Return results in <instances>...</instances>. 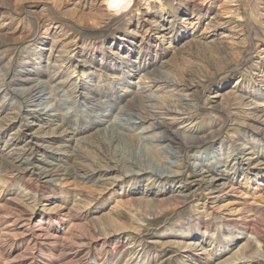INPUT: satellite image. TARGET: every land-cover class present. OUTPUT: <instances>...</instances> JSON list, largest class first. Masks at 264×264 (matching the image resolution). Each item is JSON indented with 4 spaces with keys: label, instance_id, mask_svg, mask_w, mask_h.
Segmentation results:
<instances>
[{
    "label": "rangeland",
    "instance_id": "374dc122",
    "mask_svg": "<svg viewBox=\"0 0 264 264\" xmlns=\"http://www.w3.org/2000/svg\"><path fill=\"white\" fill-rule=\"evenodd\" d=\"M131 5L0 0V264H264V0Z\"/></svg>",
    "mask_w": 264,
    "mask_h": 264
},
{
    "label": "bare ground",
    "instance_id": "6f19581e",
    "mask_svg": "<svg viewBox=\"0 0 264 264\" xmlns=\"http://www.w3.org/2000/svg\"><path fill=\"white\" fill-rule=\"evenodd\" d=\"M133 0H106V3H107V5L109 6V7H111V8H113V10L114 11H116V12H121V11H124V10H128L129 8H130V6H132L131 5V2H132ZM140 1H146V0H140ZM63 65V64H62ZM73 72V71H72ZM148 72V71H147ZM146 73V72H145ZM157 73V72H156ZM159 73V72H158ZM157 73V75H159ZM127 74V73H126ZM143 75V74H142ZM156 75V76H157ZM168 74H166V75H164V76H167ZM155 76V78H152V79H154V80H152L153 81V83L154 82H159V84H157L156 86L157 87H155L154 88V90L153 91H158V90H160V89H163V87L162 86H164V85H171L170 84V82L168 81V79H164L163 77H156ZM145 78H146V75L144 76ZM168 77H170L169 75H168ZM167 78V77H166ZM151 79V78H150ZM145 80V79H144ZM143 80V81H144ZM38 82V81H37ZM128 82V81H127ZM151 82V81H150ZM171 82H172V80H171ZM165 86V87H166ZM175 86V85H174ZM173 86V87H174ZM39 88V87H38ZM141 88V87H140ZM140 88L138 89V90H140ZM168 88V87H167ZM171 88V87H170ZM36 90V89H35ZM45 89L44 88H41V90H40V92H42V91H44ZM130 90V89H129ZM144 90L145 89H141L140 91H138L134 96H133V98H132V104H131V106H134L135 104L136 105H143L144 104V106H145V108L146 107H148V108H159L160 109V111L161 112H159V114L161 115V114H163L164 116H166V115H172V120H174V119H176L178 116H177V114H176V112H173V111H169L168 109H165L164 107H162V106H158L157 104H159V103H157L156 104V97L157 96H155L153 93L154 92H151L150 94H143L144 93ZM124 91L126 92L127 91V89H124ZM130 92V91H129ZM132 93V92H131ZM181 93V92H180ZM133 94V93H132ZM170 94H171V92H170ZM20 95H21V93H20ZM23 95V94H22ZM35 95V94H34ZM32 96L31 98H34L35 96ZM42 95V94H41ZM45 95V94H44ZM173 96L174 95H177L178 97H179V100H183L184 101V99H183V96H181L180 94H172ZM130 96V95H129ZM24 97H25V95H24ZM37 97V99L36 100H39V101H42L43 100V96H36ZM35 97V98H36ZM28 98V97H27ZM45 99V98H44ZM155 100V101H154ZM163 100H165V99H163ZM27 102H28V100H26ZM47 101V100H46ZM45 101V102H46ZM67 101H69V100H64V102H67ZM34 102V101H33ZM63 102V103H64ZM164 102V101H163ZM187 102H189V101H187ZM42 103H43V101H42ZM63 103H62V105H63ZM181 103V102H180ZM45 105L46 104H48V103H44ZM168 105V104H167ZM166 105V106H167ZM164 106V105H163ZM176 107V106H175ZM45 108V107H44ZM134 108V107H133ZM148 108H147V110H148ZM169 108V107H168ZM173 108V107H172ZM178 108V107H177ZM176 108V109H177ZM149 109V110H150ZM151 109V110H152ZM174 109V108H173ZM176 109H175V111H176ZM148 110V111H149ZM157 109H155V111H156ZM154 111V112H155ZM163 111V112H162ZM134 112V111H133ZM169 112H173L174 114H170ZM178 112H179V110H178ZM126 113V112H125ZM180 113V112H179ZM262 113V112H261ZM149 114V113H148ZM182 114V113H181ZM133 115V114H132ZM259 115V114H258ZM164 116H162V117H164ZM264 116V115H263ZM134 117V116H133ZM155 117V116H154ZM160 117V116H159ZM262 117V116H261ZM260 117V118H261ZM146 118V117H145ZM166 118V117H165ZM182 118V117H181ZM153 119V118H152ZM264 118H262V120H263ZM119 120V119H118ZM131 120V119H130ZM135 120H137L138 121V123H143L145 120H144V116H142V115H140V114H135ZM155 120V119H154ZM172 120H171V122L169 121V122H166L164 119L163 120H160V121H158V120H156V121H153V122H151L150 123V126L149 127H151V129L154 131V130H157V129H161L162 131H161V133L162 132H167V136L165 135V134H161V135H156V136H154V137H151L150 139L153 141V139L155 140V142L157 143V144H165L166 142V144H169V143H173L174 142V139L176 138V136H172V133L173 132H169V130H170V127H171V123H172ZM168 121V120H167ZM264 121V120H263ZM264 123V122H263ZM102 130V129H101ZM108 132V131H107ZM110 133V132H109ZM111 134V133H110ZM180 135V134H179ZM179 137V136H178ZM181 137V136H180ZM185 138H187V137H185ZM141 139V138H140ZM139 139V140H140ZM192 139V138H191ZM144 140L145 141H147V142H149L148 141V138H144ZM176 141V140H175ZM143 142V141H142ZM151 142V141H150ZM154 142V141H153ZM181 142V146H186V142L184 141V138H182V141H180ZM179 142V143H180ZM174 145V144H173ZM158 146V145H157ZM165 146H167V145H165ZM158 151V150H157ZM139 162V161H138ZM169 170V169H168ZM25 218V217H24ZM27 219H29V218H27ZM29 227V226H28ZM70 237V236H69ZM48 238V237H47ZM193 245V244H192ZM205 252V251H204Z\"/></svg>",
    "mask_w": 264,
    "mask_h": 264
}]
</instances>
